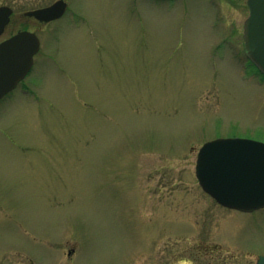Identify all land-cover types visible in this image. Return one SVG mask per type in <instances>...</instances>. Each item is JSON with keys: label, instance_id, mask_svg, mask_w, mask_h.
I'll return each instance as SVG.
<instances>
[{"label": "rangeland", "instance_id": "1", "mask_svg": "<svg viewBox=\"0 0 264 264\" xmlns=\"http://www.w3.org/2000/svg\"><path fill=\"white\" fill-rule=\"evenodd\" d=\"M70 4L0 100V264H255L264 207L195 176L207 141L264 143L245 0Z\"/></svg>", "mask_w": 264, "mask_h": 264}, {"label": "water", "instance_id": "2", "mask_svg": "<svg viewBox=\"0 0 264 264\" xmlns=\"http://www.w3.org/2000/svg\"><path fill=\"white\" fill-rule=\"evenodd\" d=\"M244 51L264 75V0H247ZM0 7V33L9 11ZM53 6L27 12L48 20L62 12ZM39 41L34 33L21 31L0 43V98L21 80L32 64ZM195 175L202 189L219 204L241 211L264 207V143L244 138H217L198 150ZM256 264H264L260 256Z\"/></svg>", "mask_w": 264, "mask_h": 264}, {"label": "flooded vegetation", "instance_id": "3", "mask_svg": "<svg viewBox=\"0 0 264 264\" xmlns=\"http://www.w3.org/2000/svg\"><path fill=\"white\" fill-rule=\"evenodd\" d=\"M0 1H2L0 3V7H6L7 8L6 10L9 11L8 20L5 23V25L2 29V32L0 33V43L9 39L10 37L14 36L15 34H17L18 32H21V31H28V32L34 33L36 35V37L38 38V41H39L38 50L32 57V64H31L29 70L26 72L24 77L16 83V85L13 88V89H15L19 85H23V88L26 89L27 86H26V83L24 82L25 78L27 77L28 73L30 72L31 68L33 67V65L35 63L36 56L42 51L41 50L42 49L41 35L38 32L41 30L43 31L46 27H48L51 24H56L57 22L62 21V20L64 21L65 19H67V15H70L71 17H73L75 22L81 20L82 18H79L77 16V13L71 7L70 0H0ZM157 1L168 2V1H174V0H157ZM54 4H59L60 6H62V10H61L62 12H59V11L54 12V14L59 13L54 18L44 20V19L37 18L33 14H27V12L47 8V7L53 6ZM245 4H246V7H247V10L249 13L247 0H245ZM18 8L19 9L25 8V9L20 11ZM245 19L242 20L243 22L241 24V29H240V34H239V35H241L240 37H241L242 42H243L244 55H245V51H244V21H245ZM74 20H72V21H74ZM6 33H8L9 35L4 36ZM245 57H246V55H245ZM244 64H245V65H243L244 68L246 66H249V64H250V68L255 67L247 57L245 58ZM24 86H26V87H24ZM6 95H8V94H6ZM5 96H3V97H5ZM197 152H198V150H197ZM196 157H197V153H196ZM195 163H196V161H195ZM73 251H74L73 248L70 249L67 252L68 255H71L73 253Z\"/></svg>", "mask_w": 264, "mask_h": 264}, {"label": "bare ground", "instance_id": "4", "mask_svg": "<svg viewBox=\"0 0 264 264\" xmlns=\"http://www.w3.org/2000/svg\"><path fill=\"white\" fill-rule=\"evenodd\" d=\"M195 161H196V159H195Z\"/></svg>", "mask_w": 264, "mask_h": 264}]
</instances>
